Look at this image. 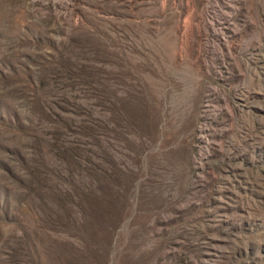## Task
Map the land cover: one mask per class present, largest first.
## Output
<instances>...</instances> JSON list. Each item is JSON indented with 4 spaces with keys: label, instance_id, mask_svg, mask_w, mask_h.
I'll list each match as a JSON object with an SVG mask.
<instances>
[{
    "label": "rangeland",
    "instance_id": "1",
    "mask_svg": "<svg viewBox=\"0 0 264 264\" xmlns=\"http://www.w3.org/2000/svg\"><path fill=\"white\" fill-rule=\"evenodd\" d=\"M0 264H264V0H0Z\"/></svg>",
    "mask_w": 264,
    "mask_h": 264
},
{
    "label": "trees",
    "instance_id": "2",
    "mask_svg": "<svg viewBox=\"0 0 264 264\" xmlns=\"http://www.w3.org/2000/svg\"><path fill=\"white\" fill-rule=\"evenodd\" d=\"M78 146V145H75ZM61 148V162L63 163V165L66 167L67 172H71L72 168H78L84 171V174L86 173V159H80L78 153H77V147H60ZM60 152V151H59ZM67 164H69V168L67 167ZM66 184H68L69 186H72L73 183L71 181H69V179L67 180H63ZM121 217H118V220L115 223V219H114V223L112 225L115 226L117 225V222H119V220L123 218V213L120 214Z\"/></svg>",
    "mask_w": 264,
    "mask_h": 264
}]
</instances>
